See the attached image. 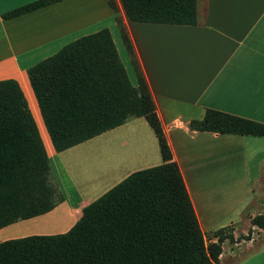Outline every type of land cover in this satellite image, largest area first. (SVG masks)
Wrapping results in <instances>:
<instances>
[{
    "label": "crops",
    "instance_id": "obj_1",
    "mask_svg": "<svg viewBox=\"0 0 264 264\" xmlns=\"http://www.w3.org/2000/svg\"><path fill=\"white\" fill-rule=\"evenodd\" d=\"M33 1L0 0V79L18 80L26 97L27 88L37 101L28 75L32 65L103 28L111 31L121 58L114 33L127 49L122 26L204 234L212 235L210 242L217 240L213 233L225 226L232 227L235 237L247 234L251 219L264 213V136L199 131L189 122L203 118L207 108L264 122V0H197L195 25L130 21L121 5L119 22L108 0H61L3 17ZM128 53L134 81L121 60L136 85ZM101 138V147L93 144ZM50 143L45 145L49 178L63 200L57 194L51 211L1 228L0 241L66 232L86 205L132 172L163 162L158 138L144 117L133 116L60 152ZM243 222L245 226L238 227ZM252 228L257 236L251 239L223 242L219 264H264V228Z\"/></svg>",
    "mask_w": 264,
    "mask_h": 264
},
{
    "label": "trees",
    "instance_id": "obj_2",
    "mask_svg": "<svg viewBox=\"0 0 264 264\" xmlns=\"http://www.w3.org/2000/svg\"><path fill=\"white\" fill-rule=\"evenodd\" d=\"M61 0H36L3 14L19 16ZM121 22L122 6L134 22L197 24V0H108ZM132 55L137 84L123 64L111 31L103 28L32 65L28 75L57 152L144 117L154 130L163 162L136 170L83 208L66 232L0 241V264H219L223 242L252 238L217 229L206 243L181 168L173 159L149 84ZM189 127L221 134L264 136V122L207 108ZM50 158L18 80L0 79V229L51 211L63 195L50 181ZM231 228L229 232L226 229Z\"/></svg>",
    "mask_w": 264,
    "mask_h": 264
},
{
    "label": "rangeland",
    "instance_id": "obj_3",
    "mask_svg": "<svg viewBox=\"0 0 264 264\" xmlns=\"http://www.w3.org/2000/svg\"><path fill=\"white\" fill-rule=\"evenodd\" d=\"M114 34H115V38H116L117 43H118L119 48H120L121 58H122L123 62H125V64H126L128 70H129L130 78L134 81V75H133L132 63H131L129 60L126 59L127 55H129V53H128L127 49L123 46L124 43L122 42V40H121V39L119 40V37H118V35H117V32H115ZM131 79H130V80H131ZM110 135H111V134H110ZM107 136H109V135H107ZM107 136H105V137H107ZM102 140H103V138H101V139L98 140V141L93 142V144H95V145L101 147V146H102V142H104V141H102ZM89 159H90V158H87V159H86V164H88V168H91V164H90V162L88 161ZM236 159H237V160L235 161V163H236V167H237V168H240V167H241V163H242V158H241V156H240V157H238V158H236ZM53 162H55V160H54ZM245 224H246V222H243V223H241L238 227L245 226ZM230 229H231V228L229 227L228 229H226V231L229 232V231H231ZM253 231H254V232H253L252 236H257V232H256L257 229H256V230H253ZM247 232H248V231H247ZM213 234H214V233H213ZM204 237H205V241H206V243H207V244L210 243L212 235L209 234V233H206V234H204Z\"/></svg>",
    "mask_w": 264,
    "mask_h": 264
},
{
    "label": "bare ground",
    "instance_id": "obj_4",
    "mask_svg": "<svg viewBox=\"0 0 264 264\" xmlns=\"http://www.w3.org/2000/svg\"><path fill=\"white\" fill-rule=\"evenodd\" d=\"M26 92H27V98H28L30 107H31L32 112H33V114H34V116L36 118V121L38 123V126H39V129H40L41 135L43 137L44 143H45L46 146L49 147V145H51V143H50L51 142V138H50V135H49V133H48V131L46 129V126L44 124L42 115L40 113V108H39L38 102L35 100L34 97H32V95L29 93L27 88H26Z\"/></svg>",
    "mask_w": 264,
    "mask_h": 264
}]
</instances>
